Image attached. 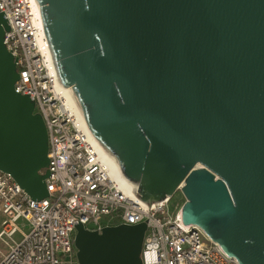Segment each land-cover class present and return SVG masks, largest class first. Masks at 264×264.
Here are the masks:
<instances>
[{
  "label": "water",
  "instance_id": "95a60500",
  "mask_svg": "<svg viewBox=\"0 0 264 264\" xmlns=\"http://www.w3.org/2000/svg\"><path fill=\"white\" fill-rule=\"evenodd\" d=\"M59 76L150 202L181 190L185 223L264 264V0H37ZM0 12V170L49 196V138ZM147 223L77 225L78 264H143Z\"/></svg>",
  "mask_w": 264,
  "mask_h": 264
},
{
  "label": "built area",
  "instance_id": "2783aa9c",
  "mask_svg": "<svg viewBox=\"0 0 264 264\" xmlns=\"http://www.w3.org/2000/svg\"><path fill=\"white\" fill-rule=\"evenodd\" d=\"M0 12L9 25L4 43L17 59L15 89L32 99L47 128L50 172L49 196L37 201L0 170V264H78V224L100 232L142 222L143 264H239L202 228L184 222L183 205L171 213L172 197L145 201L135 182L123 181L122 169L69 99L38 1L0 0Z\"/></svg>",
  "mask_w": 264,
  "mask_h": 264
},
{
  "label": "bare ground",
  "instance_id": "6f19581e",
  "mask_svg": "<svg viewBox=\"0 0 264 264\" xmlns=\"http://www.w3.org/2000/svg\"><path fill=\"white\" fill-rule=\"evenodd\" d=\"M67 91H68V93H69V99L71 100V101H74L75 102V104L77 105V107L79 108V111H80V113L83 115V110H82V107H81V105H80V103H79V100H78V98L76 97V95H75V93H74V91H73V89H72V87H69V88H67L66 89ZM84 117V116H83ZM103 147V146H102ZM104 148V150L108 153V154H110L111 156H112V158L115 160V163H116V165H117V167L119 168V170L121 169L120 168V163H119V161L117 160V158L106 148V147H103ZM122 179H123V181L124 182H126V183H129V184H133V183H131V181H129L123 174H122ZM133 185H135L136 186V184H133Z\"/></svg>",
  "mask_w": 264,
  "mask_h": 264
},
{
  "label": "rangeland",
  "instance_id": "374dc122",
  "mask_svg": "<svg viewBox=\"0 0 264 264\" xmlns=\"http://www.w3.org/2000/svg\"><path fill=\"white\" fill-rule=\"evenodd\" d=\"M185 201H186V198H185L183 192L181 190H178L174 194V196L172 197V200H171V203H170V211H171V213H175L177 211L178 207L181 206V205H183L185 203ZM20 223H21L20 224L21 227H23L22 226L23 225L22 224L23 221H21ZM24 229L26 231H28V228L26 226L24 227Z\"/></svg>",
  "mask_w": 264,
  "mask_h": 264
}]
</instances>
